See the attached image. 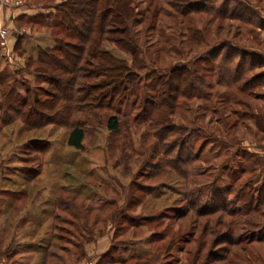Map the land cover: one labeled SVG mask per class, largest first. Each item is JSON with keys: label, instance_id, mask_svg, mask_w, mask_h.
Returning a JSON list of instances; mask_svg holds the SVG:
<instances>
[{"label": "rangeland", "instance_id": "rangeland-1", "mask_svg": "<svg viewBox=\"0 0 264 264\" xmlns=\"http://www.w3.org/2000/svg\"><path fill=\"white\" fill-rule=\"evenodd\" d=\"M60 1L2 6L0 0V57L13 54L5 70L19 98L29 88L43 102L51 88L22 70L28 55L15 52L9 36L2 46L1 32L34 42L49 29L31 18ZM222 1L210 0L215 10L189 16L177 14L169 0L136 1L144 63L165 71L191 60L200 69L197 93L171 100L176 106L167 130L134 123L138 110L131 101L120 107L119 133L107 127L114 111L95 109L85 125V148L77 151L67 145L68 126L7 115L3 92L10 93L13 79L0 83V264H264V240H258L264 239V204L230 214L242 209V193L254 194L264 182V0H228L236 11L225 14L217 12ZM19 6L20 20L4 18L6 7ZM104 46L117 51L110 41ZM215 49L212 61L206 54ZM228 50L234 66L243 54L245 67L255 64L245 79H256L245 88L220 75ZM145 91L152 94L149 85ZM87 114L77 112L74 119ZM227 187L228 211L196 212L193 200L210 204L211 192ZM231 227L236 238H250L215 241Z\"/></svg>", "mask_w": 264, "mask_h": 264}, {"label": "trees", "instance_id": "trees-1", "mask_svg": "<svg viewBox=\"0 0 264 264\" xmlns=\"http://www.w3.org/2000/svg\"><path fill=\"white\" fill-rule=\"evenodd\" d=\"M136 1L61 0L53 5L54 9L51 11L32 17L30 22L49 30L46 33H39L34 42L31 37L19 38L13 49L20 56L28 55L26 66L22 70L47 82L51 89L47 92L48 98L43 102L37 98L33 89L28 88L24 98L13 94L15 79L10 78V72L5 70L9 59L7 55L2 54L0 68L4 67L0 73V83L10 84V80L13 79V88L11 86L10 93L3 92L7 98L4 109L8 110L5 113L11 115L15 112L16 117H25L29 121L34 117L36 119L42 117L44 123L68 126L67 145L77 151L85 148L87 134L85 125L89 124V117L93 115L92 111L95 109L113 110L114 114L107 118V127L110 131L119 133L123 121L120 107L131 101L134 104L133 109L138 110L133 117L134 123L155 122L158 125H164L167 130L168 126L165 125H167L168 116L173 113L176 106L173 102L171 103V100L175 101L180 96H186L187 93L190 95L197 93L200 69L191 60L181 61L165 71L144 63L141 57L142 49L136 39V26L143 21L137 16ZM179 1L181 0L173 2L169 0L175 12L183 16H189L198 11L215 10L210 0H203L201 7L195 6V3L189 0L181 6L178 4ZM228 6V0H223L222 9H217V12L225 14V11L233 10V13L236 11L230 10ZM20 19L19 16L16 20ZM9 35L8 33L7 37ZM171 35L170 39L175 33ZM170 39H167V42ZM190 40L191 37L188 35L187 42ZM106 41L114 43L117 51L106 48L104 46ZM216 49L206 54L212 57V61L215 59ZM240 50L243 53L246 52L243 49ZM226 52L222 61L223 65L220 67V75L223 79H229V83L243 81L242 86L245 88L256 79H245L247 71L253 70L255 64L251 61L245 67L246 62L243 58L245 54H243L241 60L234 66L231 52L229 50ZM252 57L256 59V56L252 55ZM145 78L149 81L154 80L155 84H145ZM144 85L150 86L152 94L145 96ZM139 99L142 100L141 103H138ZM84 111L88 113L85 120L74 119L75 113H84ZM7 115L3 116L2 122L8 121ZM229 189L230 187L221 189L216 194L211 192L208 200L210 204L207 203V205L198 203L196 199L193 200L196 212L207 215L226 211V194ZM239 199L244 202L242 209L232 211L233 213L229 210L230 214L238 215L259 210V206L264 204V182L256 193L250 195L242 193ZM192 209L188 208L184 213ZM230 229L232 230L218 235L215 241L239 243L249 237L246 234L236 238L233 227ZM258 240L264 239L259 237Z\"/></svg>", "mask_w": 264, "mask_h": 264}, {"label": "crops", "instance_id": "crops-1", "mask_svg": "<svg viewBox=\"0 0 264 264\" xmlns=\"http://www.w3.org/2000/svg\"><path fill=\"white\" fill-rule=\"evenodd\" d=\"M10 10H11V12H10ZM4 12H5L4 13V16H6L4 18H6L7 20H11V19L16 20L24 11L19 6V7H16L14 9L12 7H11V9H10V7L9 8L6 7ZM9 40L12 41V44L14 46L15 45V42H16V39L14 38V36H12L10 34L9 35ZM2 54H3V52H2Z\"/></svg>", "mask_w": 264, "mask_h": 264}, {"label": "built area", "instance_id": "built-area-1", "mask_svg": "<svg viewBox=\"0 0 264 264\" xmlns=\"http://www.w3.org/2000/svg\"><path fill=\"white\" fill-rule=\"evenodd\" d=\"M17 4H19V2H18ZM1 5H2V6H5V5H13V3L9 2V0H1ZM1 35H2V37H3V41L1 42V45L5 47V46H6V43H7V41H8V40L6 39V37H7V35H8V32L5 31V30H2ZM3 54L7 55L8 58H9V60L12 61L13 54H12L11 52H3Z\"/></svg>", "mask_w": 264, "mask_h": 264}]
</instances>
